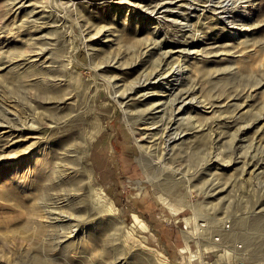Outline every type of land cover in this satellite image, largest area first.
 <instances>
[{
    "label": "rangeland",
    "instance_id": "374dc122",
    "mask_svg": "<svg viewBox=\"0 0 264 264\" xmlns=\"http://www.w3.org/2000/svg\"><path fill=\"white\" fill-rule=\"evenodd\" d=\"M263 153L264 0H0V264H264Z\"/></svg>",
    "mask_w": 264,
    "mask_h": 264
},
{
    "label": "bare ground",
    "instance_id": "6f19581e",
    "mask_svg": "<svg viewBox=\"0 0 264 264\" xmlns=\"http://www.w3.org/2000/svg\"><path fill=\"white\" fill-rule=\"evenodd\" d=\"M228 1V0H227ZM219 2V1H218ZM221 2V1H220ZM219 2V3H220ZM235 3V2H234ZM232 4V3H231ZM161 5V4H160ZM227 5V4H226ZM221 6V8L223 7L222 5H220ZM225 6V5H224ZM226 9V8H225ZM223 11H224V9H223ZM145 46H147V44L145 45ZM44 47H42V46H37L36 48H33L32 49V51L35 53L36 52V54L38 55V54H40V53H42L43 51H44ZM165 56L167 55L166 54V52H165V54H164ZM173 65V64H172ZM171 64L169 65V63H166V64H162L161 63V61H159V64H157L153 69H151L150 71H148V72H145V73H143L140 77H139V80H137V81H135V82H133L130 86V88L132 89L134 86H132V85H134L135 84V86H136V82H137V84L140 86V85H145V84H149L150 82H158L160 79H162V78H164V77H166V76H168V75H176V73H178V72H175L174 71V66H172ZM178 67H181V64L180 63H178ZM178 79V78H177ZM188 86V85H187ZM186 85L184 86V87H181V88H178L177 89V87H176V91H174V96H173V99H171V102H170V105H171V111H174V112H180L182 109H183V107H184V105L187 103V101H189V100H191V95H192V93H194L195 92V88L196 87H194L195 86V84L193 85V86H189V87H187ZM180 87V86H179ZM125 90V89H124ZM174 90V89H173ZM122 91V90H121ZM130 93V92H129ZM122 94V95H121ZM119 95L121 96V97H126V96H128V93L126 92V91H122V92H119ZM197 95V94H196ZM218 95V94H217ZM211 98V97H210ZM216 99V98H215ZM203 100V99H202ZM211 100V99H210ZM199 102L201 101V100H198ZM208 103H210L211 105L213 104V102H208ZM149 107V106H148ZM150 107H151V105H150ZM154 108V107H153ZM168 108H170V107H168ZM147 109V108H146ZM166 109V108H165ZM162 110V109H161ZM147 111V110H146ZM149 111V110H148ZM143 112V111H142ZM163 112V111H162ZM170 112V111H169ZM168 112V113H169ZM145 113V112H144ZM167 113V112H166ZM172 113V112H171ZM165 115H168V114H165ZM162 117V116H161ZM167 117V116H166ZM164 118V117H163ZM162 118V119H163ZM161 119V120H162ZM172 119V118H171ZM166 120V119H165ZM156 121V120H155ZM192 123V122H191ZM168 124V123H167ZM201 125V126H200ZM205 124H203V123H200L199 122V124L196 126V125H192L193 127H200L201 129H203L204 127H207V128H209V125H207V126H204ZM160 126V125H159ZM211 127L212 126H210V128L209 129H211ZM167 128H168V125H166L164 128H163V133H167ZM196 129V128H195ZM213 129V128H212ZM210 132H211V130H210ZM213 132V131H212ZM179 133L178 132H176L175 134H174V132H171V133H167L166 134V140H170V139H172V138H176L177 137V135H178ZM217 134H215V136H216ZM164 136V135H163ZM159 137V136H158ZM207 137H208V139L210 138L209 137V134L206 136V138L205 137H203L204 139H207ZM162 138V137H161ZM164 138V137H163ZM234 138V137H233ZM159 140H160V138H159ZM229 140H232V138L231 139H229ZM162 142V141H161ZM163 143V142H162ZM148 147V146H147ZM147 147L145 148V149H147ZM77 148H78V146H77ZM149 148V147H148ZM262 158H264V153L262 154ZM74 161V160H73ZM250 162L249 161H247L244 165V169L243 170H246V167H247V165L249 164ZM250 173H252L251 172V170L249 171ZM184 175H186V174H184ZM72 182V181H71ZM224 187L225 186H223V187H220L219 189H217L216 190V193L218 194L219 192H221V191H223L224 190ZM214 195V194H213ZM107 250V249H106ZM101 255V254H100Z\"/></svg>",
    "mask_w": 264,
    "mask_h": 264
}]
</instances>
